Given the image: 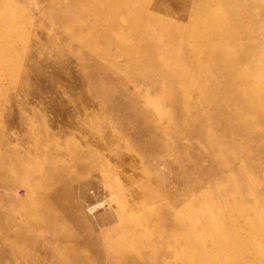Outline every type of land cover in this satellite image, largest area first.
Returning a JSON list of instances; mask_svg holds the SVG:
<instances>
[{
    "label": "rangeland",
    "instance_id": "rangeland-1",
    "mask_svg": "<svg viewBox=\"0 0 264 264\" xmlns=\"http://www.w3.org/2000/svg\"><path fill=\"white\" fill-rule=\"evenodd\" d=\"M0 264H264V0H0Z\"/></svg>",
    "mask_w": 264,
    "mask_h": 264
}]
</instances>
